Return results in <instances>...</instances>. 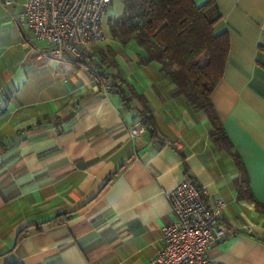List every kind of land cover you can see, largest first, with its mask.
<instances>
[{
	"label": "crops",
	"instance_id": "1",
	"mask_svg": "<svg viewBox=\"0 0 264 264\" xmlns=\"http://www.w3.org/2000/svg\"><path fill=\"white\" fill-rule=\"evenodd\" d=\"M214 1L229 52L209 100L225 140L136 43L97 44L115 50L104 74L123 78L105 95L86 66L23 47L26 0H0V264H148L172 219L165 192L183 178L223 197L236 230L210 257L264 264V0ZM130 86L154 136L129 135L143 123L141 101L117 92Z\"/></svg>",
	"mask_w": 264,
	"mask_h": 264
},
{
	"label": "built area",
	"instance_id": "2",
	"mask_svg": "<svg viewBox=\"0 0 264 264\" xmlns=\"http://www.w3.org/2000/svg\"><path fill=\"white\" fill-rule=\"evenodd\" d=\"M110 1L26 0L21 44L55 61L86 66L107 95L111 86L94 67L92 48L106 38L103 21ZM34 38L47 44L35 47ZM145 131V125L139 124L129 129V135L133 138ZM165 197L172 219L164 225L162 242L148 264H224L210 257L220 242L236 234L223 220L224 198H210L205 187L190 178L179 181Z\"/></svg>",
	"mask_w": 264,
	"mask_h": 264
},
{
	"label": "trees",
	"instance_id": "3",
	"mask_svg": "<svg viewBox=\"0 0 264 264\" xmlns=\"http://www.w3.org/2000/svg\"><path fill=\"white\" fill-rule=\"evenodd\" d=\"M118 14L108 20L112 39L126 45L134 42L145 50V61L156 60L160 69L176 84V93H183L189 104L203 110L210 119V135L214 140L226 136L217 120L209 95L222 76L228 59L229 37L226 30L216 32L215 23L221 14L214 0L197 4L194 0H121ZM97 46V45H96ZM264 50V45L259 46ZM100 75L113 86L118 74H104L102 64L117 67L111 46L96 47ZM117 92L125 102L138 98L142 124L151 136L156 124L147 99L132 86ZM237 160V156L234 154ZM259 205V204H258ZM59 215V214H58Z\"/></svg>",
	"mask_w": 264,
	"mask_h": 264
},
{
	"label": "rangeland",
	"instance_id": "4",
	"mask_svg": "<svg viewBox=\"0 0 264 264\" xmlns=\"http://www.w3.org/2000/svg\"><path fill=\"white\" fill-rule=\"evenodd\" d=\"M121 5H122V1L121 0H111L109 2V6L107 8V11H106V14H105V17H104V21H103V31H104V34L106 36L105 40H103L101 42L103 44H109V41L111 40L108 20H109V18L111 16H115L116 14L119 13V11L121 9ZM94 47H96V45Z\"/></svg>",
	"mask_w": 264,
	"mask_h": 264
}]
</instances>
